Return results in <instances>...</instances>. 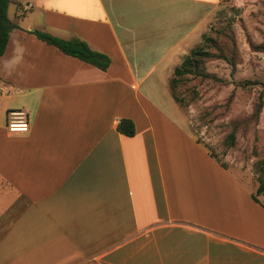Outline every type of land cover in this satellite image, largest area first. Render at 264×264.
I'll list each match as a JSON object with an SVG mask.
<instances>
[{
  "label": "crops",
  "instance_id": "0c3cea01",
  "mask_svg": "<svg viewBox=\"0 0 264 264\" xmlns=\"http://www.w3.org/2000/svg\"><path fill=\"white\" fill-rule=\"evenodd\" d=\"M219 2L10 0L0 264H264V196L211 155L168 88ZM35 31L85 41L111 65ZM11 110L28 113V133L8 132Z\"/></svg>",
  "mask_w": 264,
  "mask_h": 264
},
{
  "label": "rangeland",
  "instance_id": "374dc122",
  "mask_svg": "<svg viewBox=\"0 0 264 264\" xmlns=\"http://www.w3.org/2000/svg\"><path fill=\"white\" fill-rule=\"evenodd\" d=\"M9 15L13 16L12 10ZM204 35L216 42L208 45ZM204 35L202 45L217 56L222 50L228 58L204 63L217 80L190 75L180 85L186 99L182 109L193 134L211 155L257 193L264 181L259 173V162L264 160V106L256 114L264 95V0H220ZM232 131L236 142L229 146Z\"/></svg>",
  "mask_w": 264,
  "mask_h": 264
},
{
  "label": "trees",
  "instance_id": "16d2710c",
  "mask_svg": "<svg viewBox=\"0 0 264 264\" xmlns=\"http://www.w3.org/2000/svg\"><path fill=\"white\" fill-rule=\"evenodd\" d=\"M9 3L10 0H0V58L6 51L11 32L19 28L17 24L9 19ZM34 34L38 39L46 42L51 46L57 47L63 53L78 58L88 64H91L102 71H107L111 65V60L107 55L94 51L85 41H82L80 39L67 41L39 31H35ZM203 38L208 42V45H210V43L216 42V38L214 37H206L204 35ZM220 52V55L217 56L215 53H212V51L207 49L205 45H202V43H198L191 50L190 54L184 58L183 62L178 67H176L173 73V77L169 80L168 88L171 96L179 105V107L182 108L184 103L186 102L185 97H183V95L179 92L180 85L184 81L188 80L190 75L195 78L200 77L202 79L217 80L216 77L206 72L204 63L207 60L214 58L227 60L228 57L226 56V54L222 50H220ZM231 65L235 67L234 63H231ZM263 106L264 95L262 94L259 102L257 103V115L262 112ZM118 129L119 132L126 136L132 137L135 135V127L133 122L130 120H123L120 123ZM228 142L229 146L234 145V143L236 142V131H232L230 133ZM223 167L226 168L225 166ZM259 173L264 176V160L259 162ZM260 196H264L263 180H261L257 193L253 195V198L256 201H259Z\"/></svg>",
  "mask_w": 264,
  "mask_h": 264
},
{
  "label": "built area",
  "instance_id": "2783aa9c",
  "mask_svg": "<svg viewBox=\"0 0 264 264\" xmlns=\"http://www.w3.org/2000/svg\"><path fill=\"white\" fill-rule=\"evenodd\" d=\"M7 129L11 134L28 133L30 130L28 113L23 110L9 111L7 113Z\"/></svg>",
  "mask_w": 264,
  "mask_h": 264
}]
</instances>
